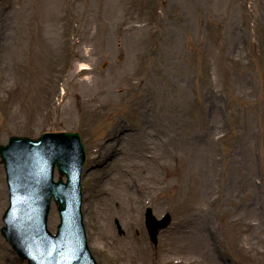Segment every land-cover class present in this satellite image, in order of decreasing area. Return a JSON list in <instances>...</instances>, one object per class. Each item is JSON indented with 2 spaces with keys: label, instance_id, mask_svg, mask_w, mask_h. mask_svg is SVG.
I'll return each mask as SVG.
<instances>
[{
  "label": "rangeland",
  "instance_id": "1",
  "mask_svg": "<svg viewBox=\"0 0 264 264\" xmlns=\"http://www.w3.org/2000/svg\"><path fill=\"white\" fill-rule=\"evenodd\" d=\"M60 132L86 148V235L126 179L140 203L113 204L119 239L143 238L163 264H264V0H2L0 146ZM8 205L0 157V258L28 264L2 235ZM148 208L172 216L157 243ZM87 240L98 264H132Z\"/></svg>",
  "mask_w": 264,
  "mask_h": 264
},
{
  "label": "water",
  "instance_id": "2",
  "mask_svg": "<svg viewBox=\"0 0 264 264\" xmlns=\"http://www.w3.org/2000/svg\"><path fill=\"white\" fill-rule=\"evenodd\" d=\"M0 155L10 188L2 232L15 251L30 264H98L88 247L82 212L81 181L87 157L81 134L11 137L8 145L0 146ZM53 201L60 215L56 235L48 229ZM146 220L152 241L157 243L172 217L167 214L159 221L149 208Z\"/></svg>",
  "mask_w": 264,
  "mask_h": 264
},
{
  "label": "bare ground",
  "instance_id": "3",
  "mask_svg": "<svg viewBox=\"0 0 264 264\" xmlns=\"http://www.w3.org/2000/svg\"><path fill=\"white\" fill-rule=\"evenodd\" d=\"M84 69V68H82ZM87 69V68H86ZM110 106H114V102H109ZM118 105V104H117ZM127 130L126 127H124L123 125H119V124H115L108 133V138L109 139H113L114 142L117 139H121L124 136H126L125 131ZM144 130H141L139 128V132L140 135H144ZM142 148L138 147L137 152L141 151ZM97 156L95 158L98 157L99 154H96ZM109 158V155H106L105 151L101 153V155L97 158L99 159V161H105ZM157 165H160L161 163L159 161L156 162ZM97 165H100V163H97ZM103 172V171H100ZM150 185H148V188ZM145 189L147 188V186H145ZM149 189L147 190L146 194L149 196V198H152V195H150ZM141 193L139 191V188L137 187V185H135L134 187H129L128 185V180L123 179V185L122 187H119V189H117V191L115 190H109L108 191V196H106V204H105V211L107 212L106 215V219L108 222H106V224L104 223H99L97 225V233L96 232H91V230L89 229L88 231V237L90 239L89 244L95 249L98 250L100 247L99 245V241H102V244H106V245H110V247H112L111 249L113 250L112 254H111V259L117 260V262H122L121 257L119 256V254L121 252V254L127 255L131 258L132 260V264H163V262H161V260H157L155 257V254L151 251L150 247L148 246L147 242L140 237H135L133 235H129L128 237L124 238V239H119L115 232L113 231V229L110 228V223H109V215L110 212H112L111 214L114 216L115 215V210L113 208V204L116 206L120 205V211L128 209L130 211L134 210L135 208L138 207V204L140 202L137 203H130L131 201H134V197H136L137 194ZM123 194L125 196V199H122L120 197V195ZM141 202H144V200H142ZM86 211H88L87 214V227L89 228V217H91L93 214L96 213L97 209L95 210H91L90 214H89V207L86 206L85 207ZM119 211V213H120ZM101 218L100 216L96 215V219ZM50 225L53 226L54 225V218L51 219L50 221ZM176 240V239H174ZM168 242V243H167ZM172 244L173 240H167L164 242V244ZM111 250V251H112ZM120 252V253H119ZM208 256H206V254L204 255V257L202 259H199L197 262V264H200L201 261L205 263L203 264H210L211 263V259L210 257L208 258ZM0 264H18L16 262L15 259L13 258H9L7 255L4 258H0Z\"/></svg>",
  "mask_w": 264,
  "mask_h": 264
}]
</instances>
